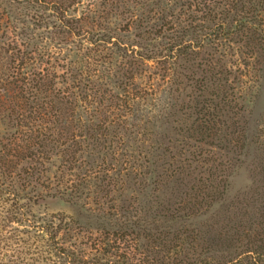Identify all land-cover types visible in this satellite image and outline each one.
Here are the masks:
<instances>
[{
	"label": "rangeland",
	"instance_id": "1",
	"mask_svg": "<svg viewBox=\"0 0 264 264\" xmlns=\"http://www.w3.org/2000/svg\"><path fill=\"white\" fill-rule=\"evenodd\" d=\"M239 1L0 0V264H264V40L211 37L264 23Z\"/></svg>",
	"mask_w": 264,
	"mask_h": 264
},
{
	"label": "trees",
	"instance_id": "2",
	"mask_svg": "<svg viewBox=\"0 0 264 264\" xmlns=\"http://www.w3.org/2000/svg\"><path fill=\"white\" fill-rule=\"evenodd\" d=\"M236 2L238 3L240 1L236 0ZM256 8H255L254 11H252L253 14L258 15V14H260V12H264V0H257V7ZM206 10H207L206 12L208 14L210 12H212L211 8H207ZM53 16L55 17V19L57 20L59 25H61L64 28H67V29L70 28V26H71L70 21L63 14H60L58 12H54ZM248 24H250V23H248V21H246L244 19L236 27L235 30H233L232 28L230 29V28L227 27L223 31V28L220 27L219 30L222 31L221 37L218 36V34H220L219 30L214 32V33H212L211 37H214V39H224V40L229 41V42H234V41H232L233 40L232 38L234 36H237L238 38L241 36L242 40H244V39L248 40L247 41V45L245 46V48H248L249 47V42H252V43L256 44L257 41L264 40V37L263 38L262 37L260 38V36L257 37L258 33H260L261 30L264 28V23H259V24L256 25V27L254 25L255 28L254 27L249 28ZM254 36H256L257 38L254 37ZM179 46H181V44L178 41L173 43V48H177L178 47L176 49V53L178 52L180 54L186 53L187 50L190 47L188 45H184V46L179 48ZM173 50L174 49H172L171 51H173ZM204 122L207 123V120L205 119ZM64 229H66V228H64ZM61 230H63V229H60L58 227H54L51 221L49 222V224L45 228V231L48 234V237H49L50 241H54V242H56V237L59 235ZM70 256H72L70 253H66V252L63 251V257L67 260L68 264H81L82 263V261L77 259L76 256L75 257L72 256V258H70ZM83 264H86V263H83Z\"/></svg>",
	"mask_w": 264,
	"mask_h": 264
}]
</instances>
